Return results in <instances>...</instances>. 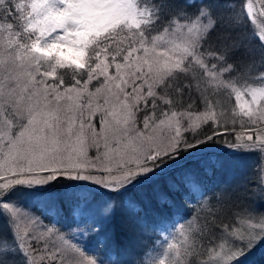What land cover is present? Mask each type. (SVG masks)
<instances>
[{
  "label": "snow or ice",
  "instance_id": "snow-or-ice-1",
  "mask_svg": "<svg viewBox=\"0 0 264 264\" xmlns=\"http://www.w3.org/2000/svg\"><path fill=\"white\" fill-rule=\"evenodd\" d=\"M233 7L224 0H0V38H7L0 208L12 221L9 234L0 232V264H100L68 234L3 203L16 186L64 176L119 193L183 151L214 142L260 153L256 187L199 200L168 235L161 222L162 254L134 264H239L264 240V212L255 207L264 201V0L244 3L256 47L237 31L243 17L229 13ZM115 207L100 215L111 218ZM125 227L143 243L142 219ZM73 232L87 238L99 228L85 222Z\"/></svg>",
  "mask_w": 264,
  "mask_h": 264
},
{
  "label": "rangeland",
  "instance_id": "rangeland-1",
  "mask_svg": "<svg viewBox=\"0 0 264 264\" xmlns=\"http://www.w3.org/2000/svg\"><path fill=\"white\" fill-rule=\"evenodd\" d=\"M6 43V37L0 38V48L2 47L3 51ZM2 56L3 53L0 54V58H2ZM71 59L74 63H79V54L73 53ZM203 145L205 144H202L199 147L191 148L188 151H183L178 159L167 161L162 167L157 168L153 173H149L147 176L138 177L135 181H133L119 193L110 192L100 185L84 180L67 179L64 176H60L59 179H64L70 181V183L72 182L74 185H77V190L96 191L95 193L100 192L104 195L107 194L110 196L119 195L120 193L132 188H134V190L133 192H131V194L136 192L139 194H147L146 192H144V187L147 184H149L150 186L157 184V186L159 185L158 187H162L164 186V184L160 182H162L163 180L168 181V186L171 189H174L172 187L173 185H176L175 188H177L178 184L183 183L184 186H186L189 190L193 191L190 184L194 183L200 189V184L203 183L205 180H211L214 176L213 173L217 171L216 167H218L219 172H223V177L225 179L223 185L226 189H237L238 191L243 192L245 191V186L248 189L251 188L250 184L246 185L247 182L250 181H252L254 183L252 185L256 187L255 177L257 175V169L261 164L260 153L258 151L234 150L224 144L217 148H212L213 146L203 147ZM57 180L43 186H16L15 188H23L25 190L23 192L24 198L22 197L20 200L21 203L18 200H14L9 197L10 192L15 188L12 189L7 194V196L3 198L2 202L9 203L18 208H21L41 220V218L37 216L31 209L33 207L31 206V201L33 200V197L37 198L38 195L42 196L43 194H45L43 198L46 197L49 199V201H51V198L57 200L58 193L61 195L66 194L65 191L59 192L57 188L60 186L58 185H55L54 188H51L53 187V184H57ZM60 183H62V181H60ZM211 184L216 187L218 181L212 180ZM62 185L64 186L63 183ZM221 185L219 186L221 187ZM54 189L56 190V192L54 191ZM70 189H73V187L71 186ZM155 193L157 201L156 203L158 204L160 211V213L157 215V218H151L148 214H145L144 208L141 205L144 204L147 205V207L151 205L150 208L152 209L153 202H151V204H148L149 200L142 202V200L137 197V195L132 194V200L129 201V205L131 208L128 207V210L131 214H133L132 222H137L141 219L143 221V228L145 230L140 232L139 234V240L143 241V243L137 245V237L135 236L136 245L133 246L135 247V250H133V248L131 251H128L129 249H126V251H124L123 248L118 250V252L121 253L117 255V258L114 261L115 264H134L133 258L137 259V252L144 249L147 250V252H151L154 256L157 254H162L164 249L160 247V245L164 244V246L166 247V242L163 239V235H168L170 234V232H174L175 229L179 226V224L184 223L186 220L191 218L189 217V215H186V212L183 207L172 206L178 205L179 202L173 200L169 196L167 191H159L158 189H156ZM160 194L166 195L169 202L165 204L160 203L158 199V196ZM196 194L202 196L203 192L199 190L196 191ZM186 195L190 200H186L187 202L181 201L183 205L194 206L197 204L191 201L189 194ZM113 201H115L117 207V200L115 198H104V200L101 201L103 203L96 200L91 201L89 203L84 202L78 208L86 210L87 215H82L79 219L77 218V216H75L71 218L72 221L70 220V222L68 219V215L66 216L65 214H63V211L60 213L59 206L57 204V213L54 212L55 220H53L51 224L46 225L55 226L57 228V224L61 229H64L65 226L71 227L76 224L75 227H77L78 224H82L85 222L95 224L99 228V232L95 235L89 236L87 238H85L82 233L78 232L71 235L74 236V239H72L73 242L77 243L85 251L86 254L92 257L96 255L98 257V255L104 250L98 249L97 246H95L96 242L98 240V237L102 238L103 236H105L106 233H104V230H106L107 232V229H105V227L108 224V221L112 218V216H114L116 207L111 218H105L100 215V210ZM44 203L45 201L41 203L39 202L38 205L42 207V204ZM24 205L28 206L24 207ZM255 207L258 212H264V201H256ZM0 210L5 214V217L8 220L9 226L11 228L12 221L10 216L5 213L3 208H0ZM140 210L143 212L142 215L138 214ZM58 219L60 221H58ZM161 222H166L169 225V228L165 230L163 235L157 236L155 235L156 227ZM68 235H70V233ZM114 249H116V246H107V249H105L106 254L103 256L102 260L99 261L100 264H104L105 262H107L106 257H109V254L115 253L116 250ZM261 258H264V240H262L247 256L243 257L239 264H258L260 263Z\"/></svg>",
  "mask_w": 264,
  "mask_h": 264
},
{
  "label": "trees",
  "instance_id": "trees-1",
  "mask_svg": "<svg viewBox=\"0 0 264 264\" xmlns=\"http://www.w3.org/2000/svg\"><path fill=\"white\" fill-rule=\"evenodd\" d=\"M206 2L208 3H213V0H206ZM225 3L234 5L233 8L228 9L229 13H239L242 17H243V24L240 25V27L237 29L238 32H240L241 34L244 35L245 37V42L248 43L250 42L254 47L260 45V41L258 39V37L256 36L255 32L256 30L253 28L252 24L250 23L246 12L244 11V3L245 0H224ZM257 51V55H259V48H256ZM4 51L2 49V47L0 48V54H2ZM205 131L207 132L208 129L206 128ZM221 145H223L222 143H218V142H214V143H208L203 145L204 146H213L214 147H220ZM216 174H214L213 178L211 180L205 181V183H201L200 184V191L203 192V195H198L196 194V191H188L186 188H184L185 186L183 185V183L178 184L177 188L171 189L168 186V181L167 180H163L160 183H163L164 186L162 187H158L157 184L156 185H149L147 184L144 188L147 194H139V193H132L133 195H137V197H139L142 202L149 200L148 204L152 203L153 208L151 209L150 206L147 207V205L141 204L142 207L144 208L145 214H148L150 217H154L157 216L160 211H159V206L156 203V189H158L159 191H167V193L169 194V196L173 199L176 200L177 202H179V204L177 206H181L183 207V209L187 212V214L189 215V217H192V215H194V206H185L182 204L181 201H186V200H190L188 198V196L186 194H191V201L197 200V202H199V200L204 199V198H208V197H212L214 196V194L216 192H219L222 189H226L225 186L223 185L224 183V177H223V172H219V170H217L216 172H214ZM214 179V181H218V184L216 185V187H214L211 184V181ZM60 181H62V183L64 184V186L62 185V183H60ZM59 183V184H58ZM222 184V185H221ZM251 185V188H247V190H251L252 188H255L254 184L252 181L247 182L246 185ZM55 185H58L60 187H58L57 189L59 190V192H66V194H59L57 196V200H54L53 198H51V201H49L48 198L43 196L45 194H43L42 196L38 195L37 198L33 197V200L31 201V206H33L31 209L34 211V213L39 216L41 218V221L45 224H51L53 222L54 217V212L57 213V204L59 206V210L60 213L63 211V214H65L66 216L68 215V219L69 222L70 220L72 221L71 218L76 216V212L79 209L78 207H80V205L84 202H91V201H103L104 198L108 199V198H115L117 200V207L115 209L114 212V216H112V218L108 221V224L106 225L104 230L105 236H103L102 238L98 237V240L96 242V245L98 249H103L104 251H102L98 257L96 255H94V257H96L99 261L102 260L103 256L106 254L105 249H107V246H116V250L115 253L113 254H109V257H106L107 262H105L104 264H112L113 261L116 260L117 255H119L121 252H118V250H120L121 248H123L124 251H126V249H129L128 251H131L132 248L133 250H135V246L136 245V237L135 235L128 231L125 227L126 224L128 223H133L132 221V215L130 213V211L128 210V207H130L129 205V201L132 200V194L131 192H133L134 188L126 190L125 192L120 193L119 195H115V196H110V195H104L100 192L95 193L96 191H86V190H77L78 187L77 185H74L72 182L70 183V181L64 180V179H58L57 180V184H53L54 188ZM221 185V187L219 186ZM73 187V189H70V187ZM57 187V186H56ZM56 189V188H55ZM54 189V191L56 192V190ZM67 190V191H66ZM132 190V191H131ZM25 190L23 188H15L14 190H12L9 194V197H11L14 200H18L21 203V198H24V192ZM37 195V194H36ZM35 196V195H34ZM197 196V197H196ZM91 200V201H90ZM180 200V201H179ZM45 201L44 204H42V207L39 204V202H43ZM96 203V202H93ZM103 203V202H101ZM26 204V202H25ZM45 205V206H43ZM28 205H24V207H27ZM131 208V207H130ZM146 208V209H145ZM25 209V208H24ZM138 214L142 215L143 212L140 210L138 212ZM58 221H60L58 219ZM173 224V223H172ZM57 228L65 234H69L68 236H70L69 238L74 239V236L71 234H75L76 232H73V229L76 228V224L74 226L71 227H67L65 226L64 229H61L57 224H56ZM10 226L8 223V220L5 217V214L0 210V232H3L5 234H9L10 233ZM69 232V233H67ZM109 232V233H108ZM108 234V236H107ZM149 252H147V250H140L137 252V259L143 261L145 259V257L148 255ZM102 264V263H101ZM258 264H264V258H261L260 263Z\"/></svg>",
  "mask_w": 264,
  "mask_h": 264
}]
</instances>
